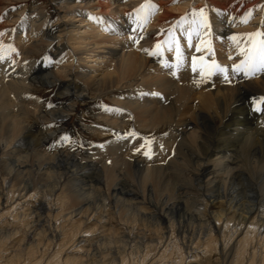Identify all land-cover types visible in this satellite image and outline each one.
<instances>
[{
  "label": "bare ground",
  "instance_id": "1",
  "mask_svg": "<svg viewBox=\"0 0 264 264\" xmlns=\"http://www.w3.org/2000/svg\"><path fill=\"white\" fill-rule=\"evenodd\" d=\"M20 1L30 2L31 0ZM39 1L31 2V9L27 13L20 12L19 16H12L14 20L11 23L14 26L12 25L11 29H5L8 38H10L9 41L15 42L12 47L16 51L9 52L7 50L8 41H0V46H2L0 52L4 54V59L0 60V163H2L0 171L3 172H0V249L10 245L12 237L17 234L15 231L17 228L7 229V219L18 222L19 220L27 222L28 217L30 219L23 225L24 229L20 230L23 235L22 239L19 237L20 244L16 245L18 247L14 250V254L7 255L4 261L0 259L3 261L0 264H14L15 260L22 257L21 252L24 249L25 251L30 250V254L35 258L33 264H38L36 263L38 258H40L39 262L43 263V259L46 258L45 251L41 250L40 240H36V237L33 236L38 231L54 232L57 236L55 239H59V243L56 242L57 249L54 251L58 264H84L81 261L82 258L79 257L78 250L87 252L94 248L93 246L89 249L85 248V243L88 241L86 234L95 233V225L99 223L100 219H107V216L99 215L97 211L90 212L96 208L91 201L94 202L99 197L97 195L99 190L93 185L87 184L89 189L91 188V192L82 191L79 186L83 184V180L74 177L77 171L71 170L72 164L67 161L68 157L61 158V160L44 157V154H41L40 146L45 138L41 134L38 141L32 132L36 122L47 121L51 117L64 121L69 116L66 112L74 107L76 100L91 103L99 99L94 97H109L111 103L116 105L114 109H122L120 112L105 109L107 115L104 114L102 119L107 126L99 129L93 128L94 134L97 136L105 137L110 132L116 134V128L125 134L123 131L133 122L141 129L149 131L159 132L165 129L159 135L162 142L167 138L172 142L171 137L173 136L180 139V142L176 141L178 143H168L176 150L174 158L182 163L181 166H178L181 167L180 172L182 171L180 176L186 178V182L189 184L205 191L203 197L211 200H209V205L205 203V207L210 208L213 222H215L209 227V237L205 242L207 245L216 244L214 233L219 235L221 230L242 231L245 234L244 241L246 242L249 237H252V234H260L263 223L258 225L257 222H249L257 212L256 208L247 200L248 197L239 198L234 196V193L239 189L237 187L241 183H251L250 179H252L249 172L247 175L244 173L243 156L249 157L252 168L256 167L258 170L257 165L262 163L261 169L264 170V111H254L251 103L252 98L264 96V71H257L252 77H245L242 72L231 74V83H225L223 75L216 73L217 79L212 80L210 77L201 82L199 67L194 72L191 66L193 56L197 58L203 56L206 64H210L214 59L218 64L228 66L231 73L233 61L238 62L243 57L238 55L229 37L256 30L264 32V26L260 23L264 19V10L258 6L259 0H55L56 4L62 5V9H56V17L53 21L49 15L50 12L37 7ZM146 2L155 7L150 11L147 10L146 21L141 20L143 24V31H141L140 28H136L134 23L137 19L136 12L129 14L128 12L130 8L138 9ZM202 7L205 8L211 25V34L207 37L210 51L202 46L201 51L197 52L195 45L200 42V39L196 33L192 34L191 47L186 36H182L181 33H187L192 27V12H198ZM249 9L252 10L250 22L248 24L240 23L243 12ZM256 11L258 12L256 13ZM182 17L183 21H181ZM134 28L135 32H133ZM170 28L179 38L184 53V59L178 66L175 53L168 51L167 45H164L161 55H148L140 50L141 48L151 49L158 41H163ZM133 35L144 37L140 45H135L128 39ZM44 48L47 51L41 60L40 76L31 79L32 75H38V71L35 68L37 59L31 58L30 55L36 51H42ZM19 54L24 57L21 59ZM229 55L232 56V60L228 59ZM26 62H28L27 66H23ZM197 62L199 64V59ZM166 68L173 71L179 77V81L171 78ZM44 69L46 71L42 72ZM44 72L46 73L41 75ZM187 74H193L197 76V79L193 82L187 81L182 76ZM36 85L51 88L57 86L59 95L68 97L67 108L60 106L51 111H41V98L32 93V89ZM152 93H159V95H152ZM159 97H163L167 104L158 99ZM22 101H26L28 105H24ZM123 136L116 140H109L105 144L93 146L94 150L109 149L107 151L108 159L105 157L88 161V166H92V169L98 167L101 171L102 177L106 181L104 182L108 184L109 194L106 195V198L107 196L108 199L113 197L119 203L122 217H131L127 220L133 224V231L136 230L139 221H147L146 225H149V220L153 221L152 216L156 215L153 211L148 212L151 209L147 207V204L134 202L132 197L125 198L135 195L137 190L129 189V187L124 188L122 185H127L129 179L133 180L132 176L134 179L135 175L137 176L136 180L141 188V194L144 196L147 194L150 202L148 205H151L153 210L157 207L156 210L159 211V214L161 212L160 217L157 215L160 221L155 222L159 228L155 225L154 228L160 231L162 238L149 240V247H157L155 243H159V248H162L165 246L164 241L168 237V233L173 231L169 227L175 228L176 226L179 229L177 233L183 230L180 221L175 222L168 216L169 212L178 210L180 203L174 200L177 195L170 192L173 183L170 184L163 172H159L162 168L150 167L149 164L146 167L138 166L134 170L132 159L124 158V154L117 153L116 144L119 150L128 149L135 152L134 149L144 142L141 138L142 140H134L133 144L129 146L130 139ZM25 139L36 140V147L33 146L35 153L22 155L25 151L22 141ZM157 140L159 141L158 138ZM158 141L154 143L155 148L161 142ZM162 146L159 147L162 148ZM26 148H28L27 144ZM65 150H68V147H64ZM30 160L33 164H29ZM173 161L170 162L173 163ZM247 163L249 164V162ZM62 165L68 166L64 172H61ZM171 170L173 169L171 168ZM102 177L100 178L102 179ZM122 178L127 181H120ZM33 179L37 181L35 182ZM40 181H43L44 185L40 184ZM62 184L67 187L66 194L70 198H74L75 204L83 200L89 201L92 205L87 204L86 208L82 207L78 211L82 213V216H79L80 213L76 214L77 222H72L75 219L73 213L76 212V210H72L66 220L48 225L36 214L37 208H34L33 202H37L36 204L47 213L48 218L64 219L62 213L54 216L55 210H53L59 201L56 195L63 193V190L59 188ZM37 185L47 188L50 192H47L49 195L35 190L34 186L37 187ZM119 185L121 187L118 189ZM82 187L84 186L82 185ZM242 188H244L243 185ZM111 191L113 195H110ZM137 197L139 196L137 195ZM206 198L205 200H207ZM101 205L102 207L107 206L106 203ZM18 208L22 213H16ZM184 213L189 219L192 218L188 212ZM86 215L90 216L86 217ZM228 216L231 217L229 220H227ZM235 217L240 220L236 219L240 225L235 222ZM110 219H107V223ZM180 220L182 221L183 217ZM160 224H162L161 227ZM151 225L153 226V224ZM242 226H245L244 229L246 228L243 229L244 231L239 229L243 228ZM187 231L191 232L192 230L187 229ZM27 238L31 243L24 242ZM161 239H164L161 243L157 241ZM186 241V237H184L183 243L181 242L180 245L185 246ZM23 242L24 244H22ZM188 242L192 243L193 241ZM47 243L49 244V242ZM121 244H127L121 237L108 239L104 248L116 249L119 252L127 250ZM178 245L173 248L176 249ZM70 249H75L77 252L65 254V251ZM99 249L103 248L99 247ZM91 255L94 254L91 253ZM121 255L123 256V253ZM52 260L51 262H53ZM18 262L20 261L18 260Z\"/></svg>",
  "mask_w": 264,
  "mask_h": 264
},
{
  "label": "rangeland",
  "instance_id": "2",
  "mask_svg": "<svg viewBox=\"0 0 264 264\" xmlns=\"http://www.w3.org/2000/svg\"><path fill=\"white\" fill-rule=\"evenodd\" d=\"M33 1L34 0H31L30 2H25V1H20V0H15V1L0 0V41H3V42L8 41L7 44L11 45V46L13 44H15V42L13 40L9 41L10 38H8V35L5 31V29H7V28L11 29L14 26L11 23V21L14 20V18H13L14 15L19 16L20 12H24V13L26 12L27 13L31 9V6H32L31 2H33ZM259 1H258V4H259L258 6H262L264 4V2H262V0H259ZM28 3H29V5L27 6ZM37 7L39 9L46 10L48 13L50 12L49 15L51 16L52 21L56 17V13H55L56 9L57 10L62 9V5L56 4L55 0H40L37 3ZM133 8L134 7L130 8V11L128 12V14L129 13H135V11H134L135 9L133 10ZM148 11H150V9ZM257 12L258 11H256V13ZM255 16L258 17L257 15H255ZM1 28H3V29L1 30ZM46 51H47V49L44 48V50L36 51V52H34V54L30 55L31 58L37 59V65L35 68L38 71V75H36V74H34V76L32 75L31 79L38 78L40 76L39 71L42 68L41 60L46 55ZM18 56H20L21 59H22V57H24V55H22V54H19ZM27 64H28V62L24 63L23 66H27ZM43 71H46V69L42 70V72ZM166 71H169V68H166ZM45 73L46 72L42 73L41 75H43ZM168 75L171 78H173L175 81H179V77L173 71L170 70ZM182 76H184L185 80L190 81V82H193L197 79V76H195L193 74H187V75H182ZM211 77H212V80H215L218 78L216 73ZM58 90L59 89L57 86L51 88V87L40 86V85H36L32 89V93L41 98V101H42L41 111L42 110L43 111H51V110L59 108L60 106L67 108V106L69 105L68 100H67L68 97L67 96H60ZM94 98H96V99L99 98V99L96 100L95 102H91V103L76 100L74 103L75 104L74 107L71 108L70 111L68 109V111L66 112L69 115L68 119H66L67 121L66 120L59 121V119H55V118L51 117V119H48L47 121L36 122L35 127L33 126L34 128L32 130V132L34 133V137L38 141H39V137L41 134L45 138L43 144L40 146V151L42 150L41 154L42 155L44 154V157L45 156H48V158L54 157L55 159H59V160H61V158L65 159L68 157L67 161L72 164V167H70V168H72L71 170L73 171L75 169L74 172L77 171V172H75L74 177H76L77 179L80 178L81 180H83L82 185L84 187H82V185L80 184L81 185V186H79V187H81L80 189L82 191H84L85 193H90L91 188L89 189L88 185H93L94 188H97L99 190L98 194H97L99 197L95 199V201H94L95 203L93 201H91V203L96 208H100V209L95 208V209H93V211L91 210L90 212L94 213L95 211H97L99 213V215L102 214V216H107V219L111 218L108 223H107V219H105V218L100 219L99 223H97L95 225L96 226V232L86 234V238L88 239V241L85 243V248L89 249V247H91V246H93L94 248L90 249V251H87V252L86 251L82 252V251L78 250V253L80 252L79 253L80 256H79V254H78V256L82 258L81 261L84 262V264H94V263L95 264H111L112 262L113 263L116 262L115 264H121V263L122 264H264V178H263L264 177V175H263L264 170L261 169L262 163H259L260 164V165L258 164L259 166L257 165V168L258 167L259 168H258V170H256V167H254V168L251 167L249 157L243 156V160L246 162V163L243 162L244 163L243 168L245 171L244 173H246V175H247V173L249 172L251 174L252 179H250L251 183H247V184L241 183L239 185V187H237V189L238 188L239 189L234 193V196H237L239 198H241V197L243 198L245 196L248 197L247 200H249L250 204H252L253 207L256 208L255 210L257 212L254 213V215L251 217L249 222H257L256 224H258V225H262V223H263L262 228H260L261 233L260 234H255V233L252 234V237H249L247 239V242H246V241H244V235L245 234H243L242 231L231 232V231H228V229L226 231L221 230L219 235L217 233H214V237L216 239V244L215 245H209V244L207 245L205 242L209 237V235H208L209 230H210L209 227H211L215 222V221L213 222V215L210 213V208L205 207V203L207 205H209V202L211 200L209 199L210 200L209 201L206 197L205 198L207 200H205V198L203 197L205 195V191H203V190L201 191L198 187L189 184V182H186L187 181L186 178L180 176L182 171L180 172L181 167H178V166H181L182 163L178 162L174 158L176 156V154H174V153H176V150L173 147H170V144H168V143H171V144L178 143V142H180V139L174 138V136H173V137H171L172 142L170 140H168V138L165 139L164 142H162L163 140L159 138V135H161L165 129H163V131H159V132L154 131V130L149 131L148 129H144V128L141 129L140 126L134 124L133 122H131L129 127H127V129L123 131L125 134L121 133L120 129L116 128V131H117L116 134H114L113 132H110L105 137L97 136L96 134H94L93 128L99 129V128L106 127L107 124L102 119V118H104V114L107 115V113L105 112V109H108V108L114 109L116 105L111 103V100L109 99V97H94ZM158 99H160L162 102H164V104L165 103L167 104V102L164 101L163 97H159ZM22 102H24V105H26V106L28 105V103H26V101H22ZM49 105H51V107H49ZM0 108H1V106H0ZM0 112H1V110H0ZM37 124H39V125H37ZM133 132L136 133L137 135H135V136L130 135V133H133ZM123 135H125V137L130 139V142H128L129 146L133 144L134 140L136 141L138 139H140V140L143 139V141H144V139H150L152 141L150 158L144 156L142 154V152H133L132 150H128V149L127 150L123 149L124 151L119 150V149H117V144L115 146V149L117 150V153L124 154V158H131L132 159V162H133L132 166L134 167V170L136 167L138 168V166L146 167V165H149V164H150L149 165L150 167L151 166H153V167L158 166L157 169L162 168L161 171H159V172H163L164 177L166 176L165 178L170 182V184L173 183V185H171V188H170L171 191L170 192L177 195L174 200H175V202L180 203L178 210L169 212L168 216L170 218H172V220L175 222L180 221L182 223L183 230L181 229L182 231L177 233V231H179V229L176 228V226H175V228L168 226L173 231L171 233L170 232L168 233V237H166L165 241H164L165 246H163L162 248H159L160 247L159 243H155V245L157 244L156 245L157 247H149V245H150L148 242L149 240L162 238L160 231H157V229L154 228V225H155V227H157L155 222L158 223L160 221L159 217L161 215V212L159 214V211L157 212V210H156V209H158L157 207H155L156 209L153 210L150 207L151 205L150 206L148 205V204H150V202L148 201L147 194H146V196L141 194V188L139 186V183L136 180L137 176L135 175V179H134V176H132L131 179L133 178V180L131 181L129 179V182L127 185L126 184L122 185L124 188L129 187V189H136L137 190V191L135 190L136 191L135 195L126 196L125 198L130 199L132 197L134 202H140V203L145 204V205L147 204V207L149 209H151L148 212L150 213V211H153L156 213V215L152 216L153 221L149 220V222H148L149 225H146L147 221L146 222L145 221H139L138 224L136 225V230L133 231L132 230L133 224L131 223L130 220H127L128 218H131V217H122L121 213H120L119 203H117L113 197H110V199H108V196H107V198H106V195L109 194L108 184L105 183L106 181L102 177L101 171L98 169V167H94L96 169H92L91 168L92 166H88L89 162L95 161L96 159L98 160V158H102V159L105 157L107 158V155H108L107 151H109V149H102L101 148L102 150H100V149L94 150L93 146L105 144L107 141L112 140V139L116 140V138L124 137ZM63 137H67L68 139L64 140V139H62ZM157 138L159 139V141H161V140L162 141L155 148L154 143L158 141ZM28 141H29L28 139H25L22 141V144L25 148V149H23L25 151L22 154L24 156L31 155L32 152L35 151L33 149H34V147H36L35 145L37 144L36 140L32 139L31 141H29V142ZM176 141H178V142H176ZM26 144H27L28 148H26ZM161 145H163L164 148H163V146H162V148H160L159 146H161ZM64 147H68L69 152H68V150H65L66 151L65 152ZM162 149H164V150H162ZM61 152H63V154H61ZM93 153H95V154H93ZM167 153L169 156L167 155ZM64 154H66V155H64ZM3 155L5 156V154H3ZM75 158H76V160H75ZM244 158H247V159H244ZM162 159H163V162H162ZM104 160H106V159H104ZM71 161H73L74 163ZM81 161H82V163H81ZM106 161H108V160H106ZM170 161H173V163ZM30 162H29V164H33V162L31 160H30ZM84 162H85V164H84ZM247 162H249V164ZM80 163H81V165H80ZM1 164L2 163H0V168H1ZM6 164H8V163L6 162ZM66 167H68V166L62 165L61 166V172H64V169ZM171 168L173 170L170 171ZM174 169H175V171H174ZM166 170H168V171H166ZM176 170L179 171L180 173L178 174V172ZM0 172H2V171H0ZM80 173H81V175H80ZM100 177H102V179ZM8 179H10V178L8 177ZM179 179H181V180H179ZM33 181L36 182L37 180L33 179ZM120 181L125 182L127 180L125 178H122V180H120ZM177 181H179V182H177ZM39 183L44 185L43 181H40ZM250 184H251V186H250ZM85 185H87V186H85ZM242 185L245 189L242 188ZM39 187H41V188H39ZM119 187H121V186L119 185L118 189H119ZM181 187H183V188H181ZM34 188H35V190H38L39 192H43L46 195H49L48 193H50L47 188L42 187L41 185H37V187L34 186ZM59 188H61L63 190V193L61 194L62 196L59 195V193L56 195V198H58L59 201H57V204L54 203L55 206H54V208L53 207L52 208H53V210H55L54 216H58L59 214L62 213L64 215V219L61 218V219L57 220L54 217L51 219L48 218L47 213L45 211H43L38 204H36L37 202L36 203L33 202V204L35 205L34 208H37L36 214L38 215V217L40 219L42 218L41 220L48 223V225L53 224V223L58 224L57 221L66 220L67 217L70 216L68 214L70 212H72V210H74V211L76 210V212L73 213V214H75V219H73L72 222H77L78 217L76 214L80 213L78 211H80L82 207L86 208L87 204L88 205L91 204L89 201H83V200L82 201L80 200L79 201L80 203L75 204L73 202L74 198H70L68 196V194H66L67 193V187L62 184V186H60ZM248 189H249V191H248ZM255 189H257V190H255ZM243 191H245V192H243ZM184 192H186L187 194ZM111 194H112V191H111L110 195ZM184 194H186L187 196ZM137 195L140 198H142L143 200L140 199L139 197H137ZM262 195H263V197H262ZM72 196H74V195H72ZM135 196H136V198H135ZM136 199H137V201H136ZM145 199H146V202H145ZM259 199H261V200H259ZM262 199H263V201H262ZM249 201H247V202H249ZM103 203H106L107 206L102 207L101 204H103ZM72 205H74V206H72ZM201 207H202V209H201ZM184 212H188V214L190 216L192 215L191 216L192 218L189 219L188 217H186ZM16 213H22L20 208H18L16 210ZM80 214L81 215H79V216H82V213H80ZM157 215H159V217ZM89 216L90 215H86V217H89ZM181 217H183L182 221L180 220ZM230 218L231 217L228 216L227 220H229ZM234 219H235V222L239 224V222H237V220H239L238 217H235ZM29 220L30 219L28 217L27 222L21 221L22 222L21 223L20 220L18 222V221L12 220V219H7V225H8L7 229L17 228V230H15V231H17V234L12 237V242L10 245L3 246L4 248L0 249V251H1L0 252V259H3V261H4L5 260L4 258L7 255L11 256V254L14 252V250L17 249V247L20 244V240L22 239L21 237L23 235V234H21L22 232H20V230L24 229L23 225L28 223ZM103 221H104V223H103ZM99 224H101V225L99 226ZM106 224H107V226H106ZM150 224H153V226L152 225L150 226ZM175 224H177V223H175ZM126 225H127V228H126ZM161 225L162 224H160V227H161ZM142 226H144V227H142ZM149 227H151V228H149ZM242 227L243 228H239V229L243 230L245 226H242ZM157 228H159V225ZM187 229H190L192 231L188 232ZM154 230H155V232H154ZM81 232H83V231L81 230ZM36 233L39 235H35ZM36 233H34L33 236L36 237L35 238L36 240H40V243H42V244L39 243L40 246L42 247L41 250L43 252L45 251L44 254H46L45 255L46 258L43 260L47 261L48 263L58 264L56 261L55 253H54V251L57 249V245H58L56 242L58 241V243H59V239L58 240L55 239V238H57V236L54 234V232L50 233V231H48V230H47V232L38 231ZM54 236H56V237H54ZM123 236H125V237L123 238ZM120 237L123 240V242L127 243V244H121L122 246L124 245L123 247H125L127 250H123V251L119 252L116 249H108L107 248L108 249V251H107V249L104 248L105 247L104 244L107 242L108 239L112 240V239H117ZM184 237H186L187 241H186L185 246H182L180 244H181V242L183 243ZM106 238H107V240H106ZM169 238L171 240L170 243H169ZM14 239H16V240H14ZM163 240L164 239L157 240V241H160V243H161ZM177 240H178V242H177ZM188 241H191V242L193 241V242L189 243ZM24 242L27 244L31 243V241L28 238ZM24 242L22 244H24ZM47 242H49V244ZM52 242H53V244H52ZM168 243H169V246H167ZM174 243H176V244H174ZM177 244H179L178 247H180V248L177 247L176 249H174L173 247L174 246L176 247ZM188 244H190V245H188ZM16 245H18V246H16ZM115 246H118V245H115ZM6 247H8L7 248L8 250L6 249V251H4ZM99 247L100 248L102 247L103 249H99ZM8 251H9V253H8ZM69 252L73 253V252H77V250H75V249L74 250L70 249L68 251L66 250L65 254H67ZM91 253L94 255H91ZM113 253H115V254H113ZM121 253H123V256L121 255ZM124 253L126 254V256ZM21 254H22V257L20 259H18L20 262L17 263L18 260H15L14 264H24V263L25 264H33V262H35L34 261L35 258H33L32 255L30 254V250L25 251V249H24L23 252H21ZM82 254H84V255H82ZM24 255H25V257H24ZM54 257H55V259H54ZM52 258H53V260H52ZM87 258H89L88 259L89 261L87 260ZM105 259H106V261H105ZM37 260H38V262L36 261V263H38V264L41 263V262H39L40 258H38ZM51 260L53 262H51ZM1 261L2 260H0V262ZM44 261H43L44 264L47 263ZM43 263H41V264H43Z\"/></svg>",
  "mask_w": 264,
  "mask_h": 264
},
{
  "label": "snow or ice",
  "instance_id": "3",
  "mask_svg": "<svg viewBox=\"0 0 264 264\" xmlns=\"http://www.w3.org/2000/svg\"><path fill=\"white\" fill-rule=\"evenodd\" d=\"M155 7L151 3H144L139 6L138 9H135L137 19L134 21L136 28H140L143 31V24L141 20L146 21V12L149 9ZM262 10H264V6H261ZM144 14V15H142ZM193 19L191 21L192 27L189 28L187 33H181L182 36H186L189 46H192V34L196 33L197 37L200 39V42L195 45L196 51L200 52L202 46L208 48L209 41L207 37L211 34L210 29L211 25L209 23V18L206 14L205 8H200L199 11L192 12ZM252 17V10H245L243 15L240 18V23L248 24ZM183 17L181 21H183ZM261 25L264 26V19L261 20ZM135 28L133 32H135ZM203 36V38H201ZM129 40L133 42L135 45H140L141 41L144 39L142 35L137 36H129ZM229 40L232 41L236 52L243 59L237 61H233L231 65V73L229 72V68L226 65H220L216 60H212L210 64H206L204 62V57L200 56L199 58L193 56L192 58V70L195 72L199 67L200 76L202 78L201 82L210 78L215 73H219L223 75V79L225 83H231V74L242 72L245 77H252L256 74L257 71H264V32L256 30L246 33H238L229 37ZM164 45H167V50L175 53L177 66L182 63L184 59V53L181 48L180 40L176 37L173 30L170 28L168 30V34L163 41H158L154 47L149 48H141L143 52L148 55H161L164 51ZM2 47V46H0ZM7 50L9 52H15L16 49L11 45L7 46ZM210 51V48H208ZM4 59L3 52H0V60ZM199 59V64H198ZM229 60H232V56L229 55ZM152 95H159V93H152ZM252 107L254 111H264V96H260L258 98L254 97L251 100ZM51 107V105H49ZM107 111H115L120 112L122 109H106ZM130 135L135 136L136 133H130ZM62 139L67 140V137H63ZM151 144L152 141L150 139H144V142L139 145V147L135 148V152H142V154L146 157L151 156Z\"/></svg>",
  "mask_w": 264,
  "mask_h": 264
}]
</instances>
